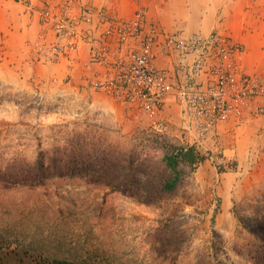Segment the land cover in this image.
Wrapping results in <instances>:
<instances>
[{
	"label": "rangeland",
	"instance_id": "1",
	"mask_svg": "<svg viewBox=\"0 0 264 264\" xmlns=\"http://www.w3.org/2000/svg\"><path fill=\"white\" fill-rule=\"evenodd\" d=\"M4 47L0 43L1 52ZM19 63L0 55V166L15 159L34 163L42 152L80 137L123 151L137 148L157 159L166 143L182 142L176 137L183 136L179 103L162 112L171 134L160 137L147 114L115 100L121 109H98L92 99L112 98L103 92L93 98L56 80L42 84ZM221 141L211 150L199 149L205 156L196 170L199 179L189 176L177 194L158 205H143L77 178L54 179L35 190L0 189V264H51L55 259L74 264H255L248 250L260 238L264 182H231L227 176L221 182L217 172L235 169L231 161L219 169L209 160L228 153L230 145ZM166 226L181 248L164 258L157 253L156 237Z\"/></svg>",
	"mask_w": 264,
	"mask_h": 264
},
{
	"label": "built area",
	"instance_id": "2",
	"mask_svg": "<svg viewBox=\"0 0 264 264\" xmlns=\"http://www.w3.org/2000/svg\"><path fill=\"white\" fill-rule=\"evenodd\" d=\"M11 1L35 15L44 29L34 43L38 62L55 63L87 46L90 64L99 68L88 87L147 114L157 136L171 134L170 123L160 116L170 97L183 108L181 138L197 149H205L223 124L264 115V76L248 73L241 46L218 30L167 33L144 10L123 20L81 0ZM158 49L174 57L172 70L157 66ZM209 160L219 169L229 165L224 156Z\"/></svg>",
	"mask_w": 264,
	"mask_h": 264
},
{
	"label": "crops",
	"instance_id": "3",
	"mask_svg": "<svg viewBox=\"0 0 264 264\" xmlns=\"http://www.w3.org/2000/svg\"><path fill=\"white\" fill-rule=\"evenodd\" d=\"M95 9H104L118 18L130 20L139 10L146 11L150 22L167 33L183 31L187 35L209 34L215 30L227 35L232 42L242 48L241 63L249 73L264 76V0H81ZM43 27L35 15L11 0H0V43L9 59L23 62L25 73L42 84L57 81V84L72 91H85L97 98L99 92L88 87L96 76L98 67L90 64L89 49L82 46L72 57L62 58L55 63H34L33 46ZM51 39V37H50ZM156 64L160 68L173 69L174 57L157 50ZM113 99L97 102L98 109L121 107ZM178 103L170 97L164 109L173 108ZM164 109L162 112H164ZM161 112V114H162ZM160 114V116H161ZM118 115V114H117ZM164 119V118H163ZM168 122V120L164 119ZM179 139L181 134L176 136ZM219 140L230 148L224 150L227 161L235 164L231 172H217L221 182H264V115L248 116L237 125L223 124L218 135L209 140L205 150H211ZM210 147V149H209ZM226 149V146H223ZM230 155V156H229ZM200 169V168H199ZM199 169L194 173L199 179Z\"/></svg>",
	"mask_w": 264,
	"mask_h": 264
},
{
	"label": "trees",
	"instance_id": "4",
	"mask_svg": "<svg viewBox=\"0 0 264 264\" xmlns=\"http://www.w3.org/2000/svg\"><path fill=\"white\" fill-rule=\"evenodd\" d=\"M204 161L205 156L197 147L184 142L166 143L162 157L157 159L137 148L123 151L112 144L80 137L50 152H42L34 163L15 159L0 166V189L35 190L46 187L54 179L77 178L152 206L177 194ZM258 215L260 238L248 250V255L255 264H264V212ZM170 230L168 226L156 237L160 245L157 253L164 258L181 248L180 240ZM51 264L74 263L55 259Z\"/></svg>",
	"mask_w": 264,
	"mask_h": 264
}]
</instances>
